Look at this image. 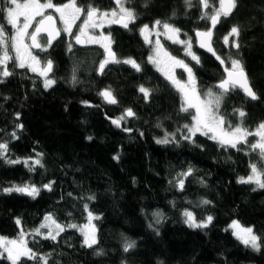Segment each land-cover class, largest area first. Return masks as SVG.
Returning <instances> with one entry per match:
<instances>
[{"label": "trees", "instance_id": "obj_1", "mask_svg": "<svg viewBox=\"0 0 264 264\" xmlns=\"http://www.w3.org/2000/svg\"><path fill=\"white\" fill-rule=\"evenodd\" d=\"M66 2L54 0L56 4ZM78 2L102 10L116 6L115 0ZM193 4L189 9L184 0H131L129 6L138 15L135 24L130 30L114 25L107 29L117 57L136 60L141 72L121 63L109 64L100 74L103 49L90 45L80 48L73 42L69 51L64 36L38 54L42 61H53L50 78L56 83L52 87L45 89L39 74L10 63L14 74L0 83V142H8V155L13 159L37 158L36 153H43L44 167L36 166L30 172L23 163L9 165L0 159V189L24 183L41 188L35 199L0 192V234L17 236L20 227L16 218L30 233L48 213L63 225L81 226L87 221V204L100 217L99 243L93 248L83 246L80 231L72 228H66L56 242L40 236L33 240L28 235L29 246L37 253L50 254L49 264H264V189L253 191L255 185L237 183L238 177L250 174L251 163L264 164L259 150L252 151L247 145H242L241 151L226 149L199 134L195 144L183 140V125L191 123L190 114L179 111L180 94L147 62L152 46L145 43L139 29L159 19L180 28L182 36L187 33L193 37L200 63L188 62L201 91L223 78L222 66L196 47L195 30H206L210 22L200 19L197 0ZM0 7H7L6 0H0ZM0 22L10 27L3 12ZM234 25L240 29L239 50L231 46L234 37L228 45L223 42ZM166 45L186 58L182 46L169 41ZM214 46L222 58L242 61L259 97L254 101L239 90L232 92L225 98L222 113L240 123L234 110L243 109L247 114L244 126L256 128L264 122V0H237L234 13L221 18ZM140 85L153 90L147 100L139 91ZM108 88L118 100L115 105L99 95ZM128 108L135 117H127L117 128L112 119ZM18 123L24 125L22 130L16 128ZM13 131L19 139L11 137ZM166 132H175L179 144H158L157 138ZM117 155L118 160L114 159ZM190 166L194 173L185 179L181 191L175 178ZM52 181L51 191L43 189ZM90 196L95 199L89 200ZM202 200L211 203L202 205ZM186 209L193 210L199 220L208 215L214 220L207 228H190L182 215ZM157 212L164 217L159 224L153 215ZM235 219L261 236L259 252L245 247L231 230L225 231ZM126 240L136 242L129 252L123 251ZM101 249L104 254L97 255ZM0 264L9 261L1 259Z\"/></svg>", "mask_w": 264, "mask_h": 264}, {"label": "snow or ice", "instance_id": "obj_2", "mask_svg": "<svg viewBox=\"0 0 264 264\" xmlns=\"http://www.w3.org/2000/svg\"><path fill=\"white\" fill-rule=\"evenodd\" d=\"M131 0H115L116 8L111 10H102L93 4H88L86 7L80 5L78 0H67L66 3L56 4L54 0H6L7 7H0V12L5 14V20L12 27V35L9 36L5 30V26L0 24V83L4 79L12 76L14 73L10 69V63L15 68L27 69L30 72L38 73L43 77V87L48 89L52 87L56 81L50 78V73L53 71V61L48 59L41 61L38 54H35L33 49L47 51L54 41L60 38L61 34H67L76 44H97L104 50V59L99 61L98 72L104 73L105 68L109 64H127L135 71L141 72L142 66L132 58L120 59L112 49L114 41L111 38V33L105 34L103 29L105 26L120 25L124 29L130 30V25L135 24L138 19L136 10L130 7ZM185 5L190 9L194 6L193 0H184ZM201 8V20L210 22V27L206 30H195V43L201 49H205L211 53L223 66L224 76L214 86L206 91H201L198 87L193 68L184 59L173 55L161 42L160 36H164L172 44L181 45L184 49V55L190 57L196 64L200 63V57L193 50V37L183 33L186 38H181L182 30L174 24L167 21L155 20L151 26L144 24L140 27V35L144 38L146 44L151 45V53L147 57V62L153 65L156 70L161 73L164 78L175 88L181 96L179 111L190 114L191 123L183 125L182 139L191 144H195L197 134L208 137L215 141L220 147L232 148L241 151L242 145H247L252 151L259 150L260 160L264 161V122H261L255 131L249 130L243 124V118L247 115L243 109H235L234 112L241 118L240 123L233 125L225 114L221 112V107L225 98L237 90L243 92L245 97L251 100H258L259 97L254 91L250 78L240 59H234L229 56L227 59L222 58L214 48V30L221 23V18L230 17L237 7V0H218L216 3H210V0H197ZM147 6V5H145ZM53 10L57 15H53ZM175 15V13H173ZM82 22L77 25V21ZM39 18V19H37ZM59 20L62 27L58 26ZM78 30L73 33V29ZM29 29H32L30 32ZM100 29L97 35L94 30ZM162 29V31H161ZM155 36L153 41L151 36ZM240 29L238 26H232L229 33L223 37L225 45L229 44L230 37L235 39L232 41V47L239 50L240 44L238 38ZM71 51L72 44L68 45ZM177 69H182L187 74V79H180L177 76ZM73 83H76V77L73 75ZM139 91L144 94L147 100L151 93V88H146L143 85L139 86ZM99 95L109 104H117L118 100L114 96L113 91L108 88L104 89ZM87 103V102H85ZM20 114H16V119L19 120ZM127 117H135V112L131 109H125L124 113L112 119V123L117 127H121V122ZM159 126V125H158ZM22 123L16 124L18 130H22ZM124 131L131 132L132 129L124 128ZM178 132L182 131L177 129ZM13 139H19L16 131L11 134ZM143 135V133H141ZM249 137H258L255 142L249 140ZM89 140L92 137H88ZM158 144H179L176 139V133H167L161 139H157ZM202 147L201 145H196ZM8 142H0V159L9 165L23 163L28 170L35 171L36 166L44 167L43 153H36L37 158H11L9 155ZM114 159H119L115 156ZM31 161V163H30ZM194 169L190 166L186 171L177 174L176 186L179 190L184 189L185 179L193 175ZM55 182H49L42 187L48 191L52 190V185ZM172 183V181H169ZM240 184H253V191L264 189V164H250V174L240 176L237 179ZM0 192L5 194L19 193L27 195L33 199L39 196L41 188L32 183H24L22 185H11L0 189ZM71 195V194H69ZM89 200H94V196L88 197ZM202 205L210 204L211 201L202 200ZM84 208L88 211V205ZM70 215V214H69ZM157 217L155 223H161L164 218L160 212L153 214ZM184 222L190 228L204 229L210 226L214 217L208 215L206 218L197 220L194 212L184 210L182 213ZM100 217L95 216L88 211V224L79 226L76 224L63 225L59 223L53 216L48 213L44 216L43 222L39 227L32 229L30 233L26 232L21 226L20 218H16V224L20 227L19 234L16 238L0 236V259L7 260L10 264H26L27 261H35L36 264H49L50 254H40L34 251L29 246L28 235L40 236L43 239H50L53 242L63 233L66 228L78 229L83 236V246L93 248L99 243L96 225L93 220H99ZM149 227H153L149 224ZM43 229H47L43 232ZM232 230V235L236 237L245 247H250L254 251L259 252L262 247L261 236L255 233L251 226H244L238 220H233L225 231ZM158 234V233H157ZM136 247V242L126 240L123 245V251L129 252ZM97 255H103V250H98ZM123 264V262H122ZM162 264V262H161Z\"/></svg>", "mask_w": 264, "mask_h": 264}, {"label": "rangeland", "instance_id": "obj_3", "mask_svg": "<svg viewBox=\"0 0 264 264\" xmlns=\"http://www.w3.org/2000/svg\"><path fill=\"white\" fill-rule=\"evenodd\" d=\"M79 3V2H78ZM80 4V3H79ZM80 5H82V4H80ZM117 7V5L114 7V8H116ZM111 10V9H110ZM49 12H52V14H54V15H57L58 16V14L57 13H55L53 10H48ZM37 19H39V18H37ZM84 19V17L82 16L81 17V20L80 21H77V25H79L81 22H82V20ZM59 21V20H58ZM0 24H3L4 26H5V30L7 31V33H8V35L9 36H11L12 35V32H13V30H12V27L10 26V27H7L4 23H1L0 22ZM149 26H151L152 24H148ZM59 26L60 27H62V25L60 24V22H59ZM113 26V25H112ZM108 28H110V27H108V26H105V28L103 29V32L105 33V34H107V33H109V31L107 30ZM78 29L77 28H74L73 29V33H75L76 31H77ZM29 31L31 32L32 31V29H29ZM100 29H97V30H94V33L95 34H99L100 33ZM161 31H162V29H161ZM63 36L65 37V40L67 41V42H69V43H73L74 42V40L71 38V37H69V36H67V34H64L63 33ZM111 38H112V36H111ZM160 38V40H161V42L165 45V47L173 54V55H175V56H177V57H179V58H181V59H184L185 60V62L186 63H189L188 61H190L191 60V58L190 57H186V58H183V57H181V56H179V55H177L176 53H174L173 51H171L168 47H167V45H166V41H168L164 36H160L159 37ZM181 38L183 39L184 37L183 36H181ZM151 39L154 41L155 39H156V37L153 35V36H151ZM113 40V39H112ZM169 42H171V41H169ZM99 46V45H97V44H88V46ZM181 46V45H180ZM100 47V46H99ZM183 48V47H182ZM112 49H113V44H112ZM47 50H49V48L47 49ZM193 50L196 52V50H195V48L193 47ZM33 51H34V53L35 54H39V53H42V52H44V51H40V50H35V49H33ZM104 51V50H103ZM183 52H184V49H183ZM197 53V52H196ZM197 55H198V53H197ZM40 57V56H39ZM40 59H41V57H40ZM104 59V58H103ZM42 61V60H41ZM190 64V63H189ZM190 66L192 67V65L190 64ZM10 67V66H9ZM193 68V67H192ZM11 69V68H10ZM176 72H177V76H178V78H180V79H187V74L186 73H184L183 72V70L182 69H177L176 70ZM193 72H194V68H193ZM36 74H38V73H36ZM50 75H51V73H50ZM163 76V75H162ZM164 77V76H163ZM195 78H196V75H195ZM197 81V80H196ZM198 84V83H197ZM199 87V86H198ZM199 89H200V87H199ZM222 108V107H221ZM222 112V111H221ZM227 119L229 120V121H231V123L233 124V125H235V124H238V122H235L234 120H232L231 118L229 119L228 117H227ZM248 128V127H247ZM257 128V127H256ZM256 128H252V129H249V130H251V131H255L256 130ZM198 135V134H197ZM254 139H253V142H255L257 139H258V137H253ZM157 139H161V138H157ZM176 139H177V136H176ZM250 139H252V137H249V140ZM21 185V184H20ZM187 210H189V211H192V212H194L193 210H190V209H187ZM88 211H90L89 209H88ZM88 211H87V221H86V223H84V224H82L81 226H83V225H85V224H88ZM91 212V211H90ZM93 213V212H92ZM94 214V213H93ZM194 214H195V212H194ZM95 216H98L99 217V215L98 214H94ZM195 216H196V214H195ZM196 218H197V216H196ZM197 220H199L198 218H197ZM235 220H237V219H235ZM239 221V220H238ZM232 222V221H231ZM230 222V223H231ZM240 222V221H239ZM92 223L93 224H95L96 225V228H97V220H93L92 221ZM241 223V222H240ZM242 224V223H241ZM242 225H244V224H242ZM22 226V225H21ZM245 226V225H244ZM23 227V226H22ZM37 227H39V226H37ZM36 227V228H37ZM246 227H248L247 225H246ZM24 229V228H23ZM19 231H20V229H19ZM43 232H46L47 231V229H43L42 230ZM232 231V230H231ZM256 233V232H255ZM257 234V233H256ZM258 235V234H257ZM0 236H5V235H3V234H0ZM18 236V235H17ZM17 236H15V237H12V238H16ZM97 236H98V232H97ZM5 237H7V236H5ZM27 239H28V236L26 237ZM99 240V239H98ZM1 260V259H0ZM9 264H10V262H9Z\"/></svg>", "mask_w": 264, "mask_h": 264}, {"label": "water", "instance_id": "obj_4", "mask_svg": "<svg viewBox=\"0 0 264 264\" xmlns=\"http://www.w3.org/2000/svg\"><path fill=\"white\" fill-rule=\"evenodd\" d=\"M235 11V10H234ZM234 13V12H233ZM54 15V14H53ZM57 24H58V26H59V21H57ZM219 25V24H218ZM217 25V26H218ZM115 26H117V27H121L120 25H115ZM217 28V27H216ZM200 30H204V29H200ZM216 30V29H215ZM215 30H214V33H215ZM194 37H195V35H194ZM63 38V33L61 34V36H60V38L59 39H57L56 41H54L53 42V44L52 45H54L55 43H57L58 41H60L61 39ZM195 40H196V38H195ZM75 42V41H74ZM76 44V43H75ZM76 46H78V47H80V48H85V47H87V44H76ZM214 46V45H213ZM196 47L200 50V51H203V52H205V53H207V54H209V55H211V56H213L211 53H209V52H207L205 49H201V48H199V46L196 44ZM214 48H215V46H214ZM35 50H39V49H35ZM216 50V49H215ZM214 57V56H213ZM214 59L217 61V63H219L220 64V62L214 57ZM221 65V64H220ZM222 66V65H221ZM222 69H223V66H222ZM247 75H248V73H247ZM252 85V84H251ZM250 99V98H249Z\"/></svg>", "mask_w": 264, "mask_h": 264}, {"label": "bare ground", "instance_id": "obj_5", "mask_svg": "<svg viewBox=\"0 0 264 264\" xmlns=\"http://www.w3.org/2000/svg\"><path fill=\"white\" fill-rule=\"evenodd\" d=\"M218 27V26H217ZM87 46H88V44H87Z\"/></svg>", "mask_w": 264, "mask_h": 264}, {"label": "flooded vegetation", "instance_id": "obj_6", "mask_svg": "<svg viewBox=\"0 0 264 264\" xmlns=\"http://www.w3.org/2000/svg\"><path fill=\"white\" fill-rule=\"evenodd\" d=\"M115 26V25H114ZM117 27V26H116ZM53 46V45H52Z\"/></svg>", "mask_w": 264, "mask_h": 264}]
</instances>
